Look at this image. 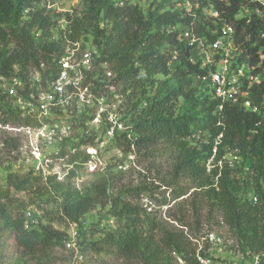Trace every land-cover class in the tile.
Listing matches in <instances>:
<instances>
[{"label": "trees", "instance_id": "1", "mask_svg": "<svg viewBox=\"0 0 264 264\" xmlns=\"http://www.w3.org/2000/svg\"><path fill=\"white\" fill-rule=\"evenodd\" d=\"M40 1L0 0V77L9 78L17 73L25 79L33 71L38 72L43 80L53 79L58 72L57 61L65 52L63 44L73 46L78 42L85 24L83 18L102 15V20H110L111 28L109 33L97 25L94 29L93 41L99 56L97 63L102 69L107 66L115 77L104 84L106 76L100 72L91 88L95 96L100 95L102 87L111 84L120 83L125 94L143 86L144 82L153 85L155 75L166 78L163 87L153 96H146L145 89L141 91L138 101H144V107L132 122L130 131L116 136V146L121 147L123 153H129L130 147L138 151L144 149V159L153 157L159 149L175 150L177 154L171 175L160 180L162 186L170 189L169 200L163 197L160 205L172 201L173 205L179 206V215L170 219L176 226H168L139 203L141 193L147 192L146 188L115 191V180L119 176L112 172L116 168L113 165L105 168L108 175L84 192L66 187L61 193V217L67 222L80 221L95 206L108 204L110 216L122 221V228L87 243L98 253L103 249L100 244L104 243L119 258L136 260L140 264H171L176 263L177 258L185 264H198L191 233L199 232L202 209H206L208 218L215 215L220 219L241 251L264 252V103L261 105L264 82L255 86L248 97L252 106L260 107L259 112L231 104H224L221 110H217L218 101L210 98L209 93H199L193 85L194 81L199 84L204 72L198 64L189 62L190 49L177 39L173 31V27L179 24H189L191 17L185 16L184 11L180 14L167 8L173 5L171 0H160L155 9L145 14L130 3L119 7L117 3L122 0H81L88 9L81 19L66 13L51 18L39 8L23 18L24 11L33 2ZM197 2L199 7L194 10L195 15L215 9L220 19L195 22L200 37L211 41L215 37L208 34V28L214 24H229L235 32L234 42L240 44L239 50L243 51L239 63L246 61L250 66L264 67V60L258 64L259 55H264V37H260L264 34V9H261L260 16L252 13L246 23V18L235 19L240 7L246 5L244 0H231L226 6L217 0ZM254 6L248 7L254 10ZM60 18H64L68 26L59 31V38L54 41L49 31L58 27ZM242 34H248L249 39L244 41ZM258 67L253 73L258 72ZM5 98L0 92L2 126L12 123L35 125L32 120L22 118L14 106H4L2 99ZM197 131L206 141L190 146L188 138ZM219 135L213 167L206 173L205 162L211 156L214 139ZM228 152L241 158L240 174L226 162L217 165ZM67 175L72 178L74 172ZM179 179L188 180L190 184L180 186ZM39 180L31 172L22 176L12 172L7 175L4 184L0 183V223L13 233L15 246L30 257L32 264H51L46 251L64 245L66 234L45 224L25 230L23 208L12 207L11 191L31 189ZM47 180L51 182L54 177ZM240 181L245 183L242 185L243 194H247L248 185L252 187L255 202L239 194ZM55 186L61 187V184L55 182ZM191 195L189 215L185 205ZM33 203L32 200L29 205ZM107 225L101 224L100 227ZM90 237L88 231L82 242L90 241Z\"/></svg>", "mask_w": 264, "mask_h": 264}, {"label": "rangeland", "instance_id": "2", "mask_svg": "<svg viewBox=\"0 0 264 264\" xmlns=\"http://www.w3.org/2000/svg\"><path fill=\"white\" fill-rule=\"evenodd\" d=\"M122 2L123 5L124 3H130L132 6H136L141 14H145L148 10L155 9L160 0H122ZM194 2L198 3L197 0H194ZM171 3L173 5L167 8H170L173 12L181 14L184 11L183 7L176 5L175 0H171ZM37 8L41 9L44 14H47L51 18H54L58 13H66L71 17L81 19L88 12L87 4L81 0H42L40 2H33L31 7L24 11L23 18L26 19L29 17V14ZM196 9L193 7L192 10ZM249 12L248 15L250 14ZM243 15L244 13L239 10L236 18L239 19ZM249 16L251 17V15ZM209 20L210 16L208 12L204 11L197 14L195 22H206ZM83 22L85 24L81 36L76 43L77 46H70L66 42L63 46H65L66 55L68 56L70 53V56L65 59L70 66L78 64V58L81 55H88L85 61L86 63L82 68L83 77L81 84L86 85L90 92L93 84H96L95 80L100 72L106 76L104 84L110 83L115 77L109 69H106L107 66L104 69L99 67L97 63L99 56L93 41V36L96 35L94 30L96 25L100 30L109 33L111 22L110 20H102V15H99V17L94 16L91 19L83 18ZM57 24L58 27H52L49 31L51 39L54 41L59 38V31L67 29L68 26L64 18L58 19ZM177 26H181V24ZM219 29L220 26L216 24L208 28L213 33H216ZM35 35L37 36V34ZM242 36L244 41L249 39L248 34H242ZM238 45L240 46V44ZM242 52L240 51L239 55ZM207 54L211 61H214L213 64H217L219 56H214L209 52ZM191 57L195 58L194 60L198 59L199 63L201 62V54L196 56L195 53H192L189 58ZM240 63H244L245 66L242 65L241 69L236 70L237 72H234L235 74L232 75L235 77L239 76V81L244 86L251 87L249 91L247 90V97H249L252 95V89L255 85L253 80H250L248 74L244 72L246 62ZM213 68H216V66ZM233 69L234 67L231 73L235 71ZM14 70L17 71L16 67ZM30 72L33 74V71ZM141 78L144 80L143 76ZM153 79V85L144 82L143 86L126 92L125 94L122 92L120 83L111 84L110 87H102L99 90L100 95H96L97 98H94L92 95L89 106L80 105V114L77 118H66V121L70 124V129L66 131L65 135H61L60 140L57 138L59 140L57 143L44 144L45 142L37 140L36 136H32V141L28 139V142H26L25 138L19 133L9 129H0V183L4 184L7 175L11 172L19 176L31 172L32 176L40 178L37 184L31 189L20 192L11 191L12 207L19 206V208H23L24 212L28 209L34 210L35 223L31 225V229L36 228L39 224H45L66 234L68 222L61 217L62 191L68 186L77 192H84L90 189L92 186L98 184L104 175L109 174L105 170L109 165L116 167L112 172H115L114 174L119 176V179H114L116 181L114 186L115 191L137 187L146 188L147 192L141 193L139 203L147 211L151 210V212L157 214V218L168 224V226H176L175 224L173 225V221L170 219H173L174 215H179V206L173 205L172 201L165 206L160 205V200L163 197L168 200L170 198V189L162 186L160 180L171 175V169L175 162V156L177 155L174 152L175 150L159 149L160 151L154 153L153 157L144 159L142 157L145 152L144 149L138 151L134 147H130L129 153H123L122 148L116 146V136L118 137L124 132L130 131L132 122L139 116L144 107V101L140 102L141 104L138 101L141 91L145 89L146 96H153L159 88L163 87L162 84L166 78L155 75ZM196 84L194 81L193 85L197 87L199 93L204 91L205 94H208L205 82L199 79V84ZM82 91L84 90L81 89ZM242 91L244 92V90ZM2 101L4 102V106L13 105L12 100L9 98L2 99ZM101 108L103 111L100 113ZM257 111H260V107H257ZM98 112L100 114L99 118L96 122L92 123L93 117ZM8 126L10 128L20 127L16 123L8 124ZM108 131L110 132L109 134H107ZM196 135L199 139L192 137ZM201 141H206V139L203 138L202 140L198 131L188 138V144L190 146H198ZM35 144H38L39 147L36 155L38 157L40 156V159L44 162L42 167L38 169L32 168V165L35 164L32 162L35 156L30 153L32 145ZM226 161V159L222 160V163ZM228 162L232 164L230 168L236 169L239 172L238 174L241 173L239 168L242 165V160L236 153L228 156ZM70 171L74 172V177L72 178L67 175ZM48 177H54V180L48 182ZM55 182L60 183L61 187L55 186ZM69 182L70 184H68ZM179 183L180 186H186L190 184V181L179 179ZM239 184L241 187L239 194L254 201L252 187L248 185L246 190L247 194L245 195L242 192L244 188L242 185L245 183L240 181ZM262 187L264 188V186ZM193 190H190V192ZM191 198L192 195L188 196V203L185 205V210H189V215L192 207L189 204ZM32 200L34 203L29 205V202ZM200 214L202 225L199 232L191 233L192 238H194L191 241L194 242L195 249L199 246H206L205 236L213 233L222 244L220 249H223V252L230 255L232 264H236L237 255L242 251L227 227L215 215L208 218L206 209H202ZM24 220L26 222L25 218ZM83 221L86 222L89 232H91V237L90 241L86 240L81 243V259L75 260L73 258L74 254L68 251L65 245H62L46 251V254L49 255L52 261L51 264H72L73 262L75 264H140L136 260L119 258L113 249L104 243L100 244L99 247L103 249L99 253L93 250L91 245L87 243L98 241L105 233H115L122 228L123 222L110 216L108 204L101 203L95 206L93 210L89 211L83 217ZM106 223L108 225L104 226L105 229L104 227H100L101 224L104 225ZM100 228H103V230ZM96 231L99 233L97 234ZM212 249L213 246L211 247ZM175 260L176 263L171 262V264H185L179 258ZM0 264H32L30 257L23 255L15 246L13 233L9 229H5L2 223H0ZM245 264L249 263L246 262Z\"/></svg>", "mask_w": 264, "mask_h": 264}, {"label": "built area", "instance_id": "3", "mask_svg": "<svg viewBox=\"0 0 264 264\" xmlns=\"http://www.w3.org/2000/svg\"><path fill=\"white\" fill-rule=\"evenodd\" d=\"M217 1L226 6L229 5L231 0ZM244 1L246 5L240 7V12L244 13L241 18H246V23H248L250 20L249 15L252 13H255L257 16L261 15V9H264V0ZM252 4H255L254 10H250L248 7ZM117 5L120 7L123 5V2L119 1ZM176 5L183 7L184 15L191 17V22L187 25L181 24V26H175L173 27V31L176 32L177 39L180 42L182 41L186 48L190 49L191 55L192 53H195L196 56H198V54L202 55L200 63L198 59L194 60L195 58L192 57L189 58V62L198 64L199 69L203 70L204 73L200 79L206 83L208 93L212 99L218 101L217 110H221L224 104H231L256 112L257 107L255 105L252 106L247 97L251 87L248 88L244 86L239 81V76L235 77L232 75L244 65V63H239L238 61L240 50H238L239 48L234 42L233 36L235 32L233 27L223 23L216 33H213L212 30H208V34L215 37L211 41H208L205 37H200L195 28L197 15H195L192 9L193 7L198 8L199 4L192 0H180L176 2ZM248 12L250 13L249 15ZM208 14L210 19H219V12L215 9L208 11ZM236 15L235 19H238ZM260 37L263 38L264 34H261ZM76 46L77 44L75 43L73 47ZM207 52L214 56H219L217 64H213L214 61H211ZM64 53L65 54L57 61L56 69L58 72L53 79L46 78L43 80L38 72H33V74L30 72L25 79L18 76L17 73L9 78L0 77V92L12 100V106L18 109L22 118H28L35 123V125L20 126L18 128H10L8 125L2 126L0 124V129H9L19 133L25 138L26 142H28V139L31 140L32 136H36L37 140L45 142L44 144L57 143L61 139V135H65L66 131L70 129V124L66 121V118H77L80 114V105L89 106L92 95L94 98L96 96L91 89L89 92V88L81 84V79L83 77L82 68L86 63L85 61L88 55H81V57L78 58V64L70 66L68 62L65 61V59L70 56V53L68 56L66 55L67 52ZM263 60L264 55L260 54L258 64ZM214 66H216V68H213ZM258 66L259 65L250 66L249 63L246 62V69L244 70V72L248 74L250 80H253L255 86L261 85L264 82V67L260 68ZM233 67L235 71L231 73ZM257 67L260 69L257 73H253ZM81 89L84 91L81 92ZM242 90H244V92ZM263 103L264 98L261 105ZM102 111L103 109L101 108L100 113ZM99 116L100 114L98 112L96 116H94L95 118L93 117L92 123L96 122ZM109 133L108 131L107 134ZM192 137H197V139H199L197 135ZM57 138L59 140H57ZM220 138L221 135L214 139L212 143L211 156L205 162V170L207 173L210 172L213 167V158L216 155ZM38 150V144L32 145L30 150V153L35 156L32 160V162L35 163L32 165V168L36 169L42 167V164H44L40 156L38 157L36 155ZM232 154L233 152H228L222 158V160H227L226 162L229 167H231L232 164L228 162V156ZM222 160L217 162L218 166H221ZM24 214V218L26 219V222H24V229H31V225L35 223L34 210L28 209ZM88 231L89 228L83 220L68 222L64 245L68 251L74 254L73 258L75 260L81 259V242ZM204 239L207 244L206 246L209 247L207 250L203 249L205 246H199L196 249L195 257L198 264L233 263L230 261V255L223 252V249H220L222 244L217 236H214L213 233H209ZM212 246L213 249L211 250ZM236 259V264H245L246 262L249 264H264V252L254 253L251 251H242L238 253ZM72 264L75 263L73 262Z\"/></svg>", "mask_w": 264, "mask_h": 264}]
</instances>
